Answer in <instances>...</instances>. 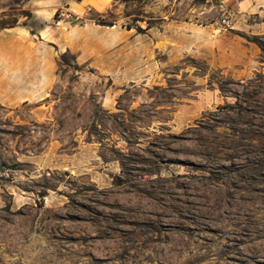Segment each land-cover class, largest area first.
I'll return each mask as SVG.
<instances>
[{
    "label": "rangeland",
    "instance_id": "obj_1",
    "mask_svg": "<svg viewBox=\"0 0 264 264\" xmlns=\"http://www.w3.org/2000/svg\"><path fill=\"white\" fill-rule=\"evenodd\" d=\"M252 1L52 16L51 3L0 0V22L54 54L32 81L6 71L0 92V264H264V0ZM63 8L80 19L58 23Z\"/></svg>",
    "mask_w": 264,
    "mask_h": 264
},
{
    "label": "crops",
    "instance_id": "obj_2",
    "mask_svg": "<svg viewBox=\"0 0 264 264\" xmlns=\"http://www.w3.org/2000/svg\"><path fill=\"white\" fill-rule=\"evenodd\" d=\"M224 1V0H219ZM90 2H95L96 6L108 9L112 2L110 0H35V3L43 5L52 4L53 9L50 15H54L58 7L66 6L69 9L84 8L85 10L93 8ZM249 7L252 8L254 2L251 0ZM85 3V4H84ZM37 11V10H36ZM114 27V25L102 24ZM43 41L40 40L38 33H33L29 28L16 25L5 28L0 31V92L7 93L5 81L10 77L6 73L8 70H22L24 77L32 81L34 74L38 72L43 54H48V62H53L54 54L52 50H44ZM12 65H11V64ZM8 64V65H7ZM37 76V75H36ZM40 76H38L39 78ZM18 84V82H17Z\"/></svg>",
    "mask_w": 264,
    "mask_h": 264
},
{
    "label": "built area",
    "instance_id": "obj_3",
    "mask_svg": "<svg viewBox=\"0 0 264 264\" xmlns=\"http://www.w3.org/2000/svg\"><path fill=\"white\" fill-rule=\"evenodd\" d=\"M206 2H213V0H205ZM57 22L60 23L62 21H78L80 19V16L78 14H75L73 11L63 8L59 9L57 12ZM233 13L231 11H225L221 18V24L225 27H232L233 25Z\"/></svg>",
    "mask_w": 264,
    "mask_h": 264
},
{
    "label": "trees",
    "instance_id": "obj_4",
    "mask_svg": "<svg viewBox=\"0 0 264 264\" xmlns=\"http://www.w3.org/2000/svg\"><path fill=\"white\" fill-rule=\"evenodd\" d=\"M77 1H81V0H77ZM114 1H129V0H114ZM1 21V20H0ZM104 24H107L108 22L105 21H101ZM109 24H113V23H109ZM17 23L16 22H0V30L5 29L7 27H14L16 26ZM27 26V25H25ZM128 27L131 28L132 26L130 24H128ZM33 33H35L32 29H30Z\"/></svg>",
    "mask_w": 264,
    "mask_h": 264
},
{
    "label": "bare ground",
    "instance_id": "obj_5",
    "mask_svg": "<svg viewBox=\"0 0 264 264\" xmlns=\"http://www.w3.org/2000/svg\"><path fill=\"white\" fill-rule=\"evenodd\" d=\"M139 243V242H138ZM137 245V244H136Z\"/></svg>",
    "mask_w": 264,
    "mask_h": 264
}]
</instances>
